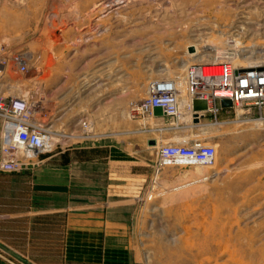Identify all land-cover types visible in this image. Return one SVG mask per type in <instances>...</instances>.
I'll use <instances>...</instances> for the list:
<instances>
[{
    "label": "rangeland",
    "instance_id": "obj_1",
    "mask_svg": "<svg viewBox=\"0 0 264 264\" xmlns=\"http://www.w3.org/2000/svg\"><path fill=\"white\" fill-rule=\"evenodd\" d=\"M210 41L227 53L237 49L236 54L247 58L242 66L264 64V54L256 53L264 50V0H0L1 93L33 108L29 122L53 140L48 151L30 157L24 180L20 171L0 172V190L34 191L52 176L68 186L63 165L44 172L39 159L51 156L65 164L69 148L85 144L90 148L76 154L96 165L81 168L84 177L89 174L90 191L84 182L77 194L102 201L99 196L111 181L105 162L116 154L104 142L123 149L124 189L146 193L148 197L131 201L141 204L138 210L150 219L167 214L166 208L179 201L166 195L151 198V192L220 191L233 192V199L190 195L183 200L185 212H214L212 203L218 201L238 221L264 220V107L223 108L198 123L192 122L187 104L174 117L129 115V102L144 97L152 81H175L180 102L188 101L186 68L216 62L206 49ZM195 45L199 51L191 55ZM20 61L25 71L19 70ZM163 144H210L217 154L208 166H161L156 152ZM11 174L13 178L5 177ZM78 201L72 206L79 210ZM198 202L206 209L201 205L197 210ZM254 234L264 238V223ZM187 237L197 238L198 232Z\"/></svg>",
    "mask_w": 264,
    "mask_h": 264
},
{
    "label": "crops",
    "instance_id": "obj_2",
    "mask_svg": "<svg viewBox=\"0 0 264 264\" xmlns=\"http://www.w3.org/2000/svg\"><path fill=\"white\" fill-rule=\"evenodd\" d=\"M102 144L108 152L116 153L105 162L111 181L105 195L99 196L102 201L94 202L77 194L78 186L84 182L90 191L89 174L84 177L81 168L84 164L96 165V161H86L76 154L90 148L85 144L72 145L69 162L65 164L57 163L56 157L51 156L39 159L38 168L44 172L61 165L68 170V186L54 176L41 183L66 186V192L0 190V264H264V238L254 237L255 228L264 220L255 222L247 217L238 221L231 217L232 209L221 207L222 202L218 201L212 203L210 210L214 212H185L187 202L183 200L193 198L190 195L233 199V192H151V198L166 195L179 201L166 208L167 214L150 219L140 212L141 204L131 201L148 197L146 193L124 189V177L120 178L125 165L123 149ZM18 173L21 180L27 177L23 170ZM3 181L0 173V183ZM92 182L96 180L93 178ZM65 195L70 197V206L64 203ZM78 200L82 202L79 210L72 206ZM201 205L205 210L204 202H198L196 209H203ZM190 231H197L198 237H187Z\"/></svg>",
    "mask_w": 264,
    "mask_h": 264
},
{
    "label": "built area",
    "instance_id": "obj_3",
    "mask_svg": "<svg viewBox=\"0 0 264 264\" xmlns=\"http://www.w3.org/2000/svg\"><path fill=\"white\" fill-rule=\"evenodd\" d=\"M19 70L25 71L24 61L19 62ZM185 93L189 99H202L207 103L205 115L215 116L223 109L220 99H230L231 107H264V66H246L239 69L230 62L206 64L191 63L186 68ZM172 80L152 81L147 86L146 95L129 102L132 118H154L153 109L160 107L163 115L177 116V93ZM190 100V102H191ZM212 102V104H210ZM30 112L24 102L5 96L0 92V151L11 156L0 165V169L11 171L27 165L26 151L33 156L41 153L42 137L46 130L29 122ZM22 137L17 142L11 135ZM16 152H14V151ZM22 151L20 155L17 152ZM216 148L210 144H163L156 152L161 166L201 165L208 166L216 157Z\"/></svg>",
    "mask_w": 264,
    "mask_h": 264
},
{
    "label": "bare ground",
    "instance_id": "obj_4",
    "mask_svg": "<svg viewBox=\"0 0 264 264\" xmlns=\"http://www.w3.org/2000/svg\"><path fill=\"white\" fill-rule=\"evenodd\" d=\"M237 43L238 42H236V47H237ZM205 45V44H204ZM206 46V45H205ZM206 49H208V51H210L211 52V54H212V58L211 59H213V61H216V63H223V62H230L233 66H235V67H237L238 69L240 68V67H246V66H242V65H244L243 64V62L247 59V58H243V57H240L238 54H236V53H238V50L237 49H235V48H232L233 49V52H230V53H227V52H225L224 50H222L223 48H222V45L221 44H218V43H216V42H211L210 41V46L208 47V48H206ZM193 51V50H192ZM199 51V49H198V47L195 45L194 46V53L193 54H191V55H195V54H197V52ZM259 52H261L262 54H264V50H259L258 52H256V53H259ZM226 54H228V55H226ZM238 55V56H237ZM246 62V61H245ZM251 63L249 64V62H247V64H249V65H247V66H264V64H259L258 62H253V61H250ZM200 64H206V63H200ZM1 75H0V80H1ZM173 81V80H172ZM173 83V85H174V87H175V89H176V93H177V100H176V107H177V111L180 113V109H181V107L182 106H186V104H187V108L188 109H190L191 110V107H190V100L191 99H189L188 98V101H187V99H184V100H182V102H180V100H179V97H181V92H180V90L178 89L179 88V85L175 82V81H173L172 82ZM0 92H2L1 91V81H0ZM2 94V93H1ZM228 100H230V99H228ZM231 101V100H230ZM210 104H212V102L210 103ZM26 106V105H25ZM38 106V105H37ZM39 107V106H38ZM208 108V107H207ZM230 108V107H229ZM33 109V108H32ZM31 108H30V106H27V110L30 112L31 110H32ZM191 113V117H192V121H193V113H192V111H190ZM32 113V112H31ZM202 114H204V113H202V112H200L199 113V121L201 120V118H203L204 116H205V114L203 115V117H201L202 116ZM162 116H166V115H162ZM155 117H158V116H155ZM180 117V116H179ZM148 119H150V118H147V120ZM153 119V118H152ZM198 121V122H199ZM197 122V123H198ZM194 123V122H193ZM40 134H41V137H42V139H41V141H42V146L40 147L41 148V153H44V152H46V151H48L50 148H51V146L53 145V140H51V138H50V135H49V138H48V134H47V131L45 132V133H43V132H40ZM20 136H18V135H11L12 136V138H13V140H16L17 142L19 141V139H21V137H22V132H20V134H19ZM52 141V142H51ZM14 151V150H13ZM15 152V151H14ZM33 151H31V149L29 148V151H26V156L27 157H32L33 155H34V153H32ZM0 153H1V151H0ZM16 153V152H15ZM21 153H23L22 151H19V152H17V154L18 155H20ZM37 156V155H36ZM11 156H6L5 154H3V153H1V156H0V165L4 162V161H6V160H8L9 158H10ZM34 157V156H33ZM27 161H28V163H27V165H25V166H23L21 169H16V170H11V171H5V170H2V169H0V171H2V172H8V173H12V172H15V171H21V170H23L26 166H28L29 164H30V159H27Z\"/></svg>",
    "mask_w": 264,
    "mask_h": 264
},
{
    "label": "water",
    "instance_id": "obj_5",
    "mask_svg": "<svg viewBox=\"0 0 264 264\" xmlns=\"http://www.w3.org/2000/svg\"><path fill=\"white\" fill-rule=\"evenodd\" d=\"M190 51L193 50V48H189ZM219 104L222 108H229L231 107V101L228 99H220ZM190 107L193 115V121L194 123H197L199 121V113L206 112L207 111V103L205 100L202 99H192L190 102ZM153 114L155 116H162L163 112L160 107H155L153 109ZM204 114H202L201 117H203ZM154 143V141L152 142ZM36 190H44V191H58V192H66L67 187L65 186H58V185H47V184H38L35 185Z\"/></svg>",
    "mask_w": 264,
    "mask_h": 264
}]
</instances>
